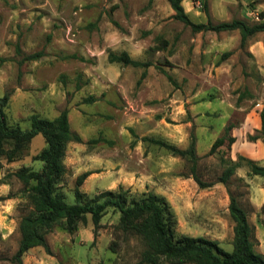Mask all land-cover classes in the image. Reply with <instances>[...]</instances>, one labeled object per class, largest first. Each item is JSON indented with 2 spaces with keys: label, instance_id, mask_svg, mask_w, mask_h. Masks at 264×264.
Segmentation results:
<instances>
[{
  "label": "rangeland",
  "instance_id": "rangeland-1",
  "mask_svg": "<svg viewBox=\"0 0 264 264\" xmlns=\"http://www.w3.org/2000/svg\"><path fill=\"white\" fill-rule=\"evenodd\" d=\"M183 7L196 24L264 21V0H184ZM174 14L167 0H0V98L9 95L3 108L8 125L22 129L30 127L34 114L52 120L68 110L70 129L82 142L66 147L58 184L66 202L75 203L77 178L91 172L79 187L83 202L120 188L135 198L154 192L172 207L176 238L203 237L231 252L229 194L248 211L250 223L263 225L264 177H252V183L234 174L228 185L218 183L236 144L229 148L226 142L209 152L244 110L259 114L264 108V32L242 46L239 30L193 32ZM109 52H127L151 66L111 63ZM38 53L39 59L26 60ZM192 132L196 172L218 187L199 188L190 161L143 141L186 149ZM99 137L107 141L90 143ZM44 147L37 135L21 158L8 162L0 156V264H136L146 244L118 229L120 213L113 208L107 209L96 236L88 215L72 233L63 223L47 233L50 253L35 247L21 263L14 259L19 222L30 208L25 185L13 173L39 171L42 163L35 157ZM110 163L117 170L125 167L117 174L128 176L129 185L116 183ZM249 175L258 176L250 170ZM252 187H259L258 194ZM252 200L261 206L254 207ZM255 235V251L264 254V236Z\"/></svg>",
  "mask_w": 264,
  "mask_h": 264
},
{
  "label": "trees",
  "instance_id": "trees-1",
  "mask_svg": "<svg viewBox=\"0 0 264 264\" xmlns=\"http://www.w3.org/2000/svg\"><path fill=\"white\" fill-rule=\"evenodd\" d=\"M154 0H149L153 2ZM175 12L174 17L190 26L193 32L239 30L241 45L244 46L248 38L257 33L264 32V21L249 25L245 20L233 19L229 22L213 24H196L192 22L182 5L183 0H167ZM205 7L207 5H204ZM229 53L225 54L227 57ZM41 54H32L26 60H37ZM108 60L111 63H121L124 66L147 68L149 62L132 59L127 52H109ZM142 76H145V72ZM80 88V85H77ZM9 95L0 98V156H4L8 162L21 158L24 149L37 136L41 135L45 141V147L35 157L42 163L39 171L22 168L13 173L25 185L24 191L29 205V211L23 215L19 222L21 239L14 259L22 262L23 255L32 248L43 247L50 253V247L46 240V234L63 223V227L70 233L77 228L78 222L91 216L94 225L95 236L100 222L108 208H113L120 213L118 229L126 235L140 237L146 244L136 264H264V254L257 253L255 226L250 223L248 211L242 207L233 194H229V214L234 222L233 249L225 251L216 241L203 237H191L182 235L176 238V217L167 199L154 192L143 194L139 198L130 197L128 190H107L93 199L83 202V193L79 187L91 172L81 174L75 183L73 190L75 203L69 204L65 196L58 192V184L65 172L64 159L66 147L70 142L81 143V137L70 129L68 110L64 109L56 118L50 120L34 114L30 118V127L22 129L18 126L8 125L3 108L6 106ZM241 99V98H240ZM95 101L89 98L87 102ZM261 130L258 134L249 136V140L262 139L264 142V108L260 113ZM233 129L230 124L225 127V135L216 139L212 144L209 155L224 146L230 148L236 141L229 136ZM107 141L102 137L93 139L90 143ZM161 148H164L180 158H186L191 162V176L199 188L212 187L214 182H205L196 172L199 157L196 154V136L190 134V144L186 149L161 140L143 138ZM10 143L11 148L5 149V144ZM108 143V142H107ZM247 166L252 175L264 177V165L260 166L253 160L239 156L236 162H231L217 182L228 185L231 177L239 166ZM264 225V221H263Z\"/></svg>",
  "mask_w": 264,
  "mask_h": 264
},
{
  "label": "crops",
  "instance_id": "crops-1",
  "mask_svg": "<svg viewBox=\"0 0 264 264\" xmlns=\"http://www.w3.org/2000/svg\"><path fill=\"white\" fill-rule=\"evenodd\" d=\"M184 2V0H183ZM182 2V5H183ZM230 119V118H228ZM261 130V118L260 113H256L254 109L249 111H243L241 119L238 121L237 125L233 126V133L231 134L232 137L235 138L236 144V153L231 157V159L236 162L238 160V156H242L245 158H248L250 160H253L254 162H258L260 166L264 165V143L262 139H257L256 141L249 140V136L255 135V132ZM113 162V161H112ZM111 169L113 167L114 178H116V183L119 185H129L127 181L128 176L119 178V174L121 172H124L125 167L121 170H117V165L114 166L111 165V163L108 165ZM235 175L241 178H250L252 183H254V178L252 177H258L259 176H251L249 175V170L245 168L244 166H239L236 168ZM136 176H134V179ZM134 183V182H133ZM214 187H218V185H213V187H210L208 189H212ZM258 188L259 187H252V193L258 194ZM252 203L254 204V207L258 208L260 205H257L252 200ZM255 231L257 233H260L264 236V226L260 223H254Z\"/></svg>",
  "mask_w": 264,
  "mask_h": 264
}]
</instances>
